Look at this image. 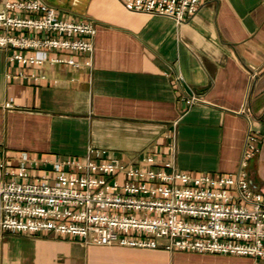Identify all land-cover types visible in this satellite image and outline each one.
I'll list each match as a JSON object with an SVG mask.
<instances>
[{"label": "crops", "instance_id": "crops-1", "mask_svg": "<svg viewBox=\"0 0 264 264\" xmlns=\"http://www.w3.org/2000/svg\"><path fill=\"white\" fill-rule=\"evenodd\" d=\"M46 1L60 16L96 22L92 62L73 53L76 65L25 67L0 48V158L14 163L27 152L32 171L50 175L55 163L94 147L126 164L152 154L192 174L233 173L251 129L259 151L246 170L264 194V0H210L182 23L129 11L120 0ZM257 262L264 264L0 231V264Z\"/></svg>", "mask_w": 264, "mask_h": 264}, {"label": "built area", "instance_id": "built-area-1", "mask_svg": "<svg viewBox=\"0 0 264 264\" xmlns=\"http://www.w3.org/2000/svg\"><path fill=\"white\" fill-rule=\"evenodd\" d=\"M120 1L129 11L182 23L210 0ZM96 32L94 20L60 16L46 0H0V48L12 51V63L76 65L71 55L84 53L91 65ZM258 151L250 129L233 173L192 174L152 154L126 164L94 147L83 158L55 163L50 175L35 174L27 152L14 163L0 158V231L264 260V194L252 187L246 170Z\"/></svg>", "mask_w": 264, "mask_h": 264}]
</instances>
